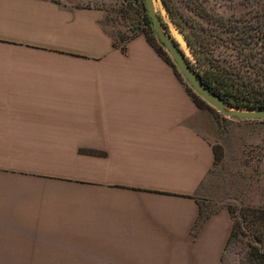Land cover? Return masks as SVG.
Instances as JSON below:
<instances>
[{
  "label": "crops",
  "instance_id": "0c3cea01",
  "mask_svg": "<svg viewBox=\"0 0 264 264\" xmlns=\"http://www.w3.org/2000/svg\"><path fill=\"white\" fill-rule=\"evenodd\" d=\"M98 7L0 0V256L223 264L227 207L198 224L218 123L144 36Z\"/></svg>",
  "mask_w": 264,
  "mask_h": 264
},
{
  "label": "rangeland",
  "instance_id": "374dc122",
  "mask_svg": "<svg viewBox=\"0 0 264 264\" xmlns=\"http://www.w3.org/2000/svg\"><path fill=\"white\" fill-rule=\"evenodd\" d=\"M102 9L104 24L114 40L124 45L144 36L157 52L167 56L199 103L209 106L218 123L215 164L199 190L202 213L227 207L234 223L233 234L223 253V264H243L248 244L254 245V214L264 227V119H239L224 115L205 102L187 83L156 37L144 0H63ZM155 9L168 35L173 38L196 72V54L237 61L245 50L239 44L245 23L264 28V0H154ZM248 30V29H247ZM254 28H250V31ZM174 34V35H173ZM176 35V36H175ZM181 37L183 46L178 40ZM184 39V40H183ZM254 37L246 46L258 47ZM241 43V42H240ZM257 44V45H256ZM197 73V72H196ZM226 102V101H225ZM227 108L234 107L227 104ZM262 230V229H261ZM255 235V234H254ZM261 235V233H260ZM54 258L0 256V264H54Z\"/></svg>",
  "mask_w": 264,
  "mask_h": 264
},
{
  "label": "trees",
  "instance_id": "16d2710c",
  "mask_svg": "<svg viewBox=\"0 0 264 264\" xmlns=\"http://www.w3.org/2000/svg\"><path fill=\"white\" fill-rule=\"evenodd\" d=\"M234 27L240 31L239 41L241 42L235 46L245 50L241 58L232 61L220 56L202 57L196 54V72L201 80L223 98L228 105L249 109L262 108L264 107V28L259 23L257 25L245 23L242 27L235 24ZM250 28L255 30L250 31ZM254 37L262 39L259 46H246ZM158 54L173 66L175 73L182 79L172 61L167 56L159 52ZM186 88L194 100L200 104L187 85ZM207 214H203L201 208L197 223L199 224ZM254 216L255 221L252 222V225L256 226L253 230L255 235L252 233L251 236L253 235L256 244H248V251L243 264H264V227L257 222L261 218L256 214ZM233 230L234 223L232 221V228L225 248Z\"/></svg>",
  "mask_w": 264,
  "mask_h": 264
},
{
  "label": "water",
  "instance_id": "95a60500",
  "mask_svg": "<svg viewBox=\"0 0 264 264\" xmlns=\"http://www.w3.org/2000/svg\"><path fill=\"white\" fill-rule=\"evenodd\" d=\"M144 5L151 22L153 31L171 57L183 78L191 88L211 107L220 113L239 119H264V107L258 109L227 108L226 102L217 93L212 91L194 71L177 42L165 31L160 17L158 16L154 0H144Z\"/></svg>",
  "mask_w": 264,
  "mask_h": 264
},
{
  "label": "bare ground",
  "instance_id": "6f19581e",
  "mask_svg": "<svg viewBox=\"0 0 264 264\" xmlns=\"http://www.w3.org/2000/svg\"><path fill=\"white\" fill-rule=\"evenodd\" d=\"M155 3V2H154ZM174 35V34H173ZM176 36V35H175ZM177 40H178V42H179V44H180V46L182 47L183 46V42L184 41H182V39H181V37L180 36H178V38H176ZM184 40V39H183Z\"/></svg>",
  "mask_w": 264,
  "mask_h": 264
}]
</instances>
